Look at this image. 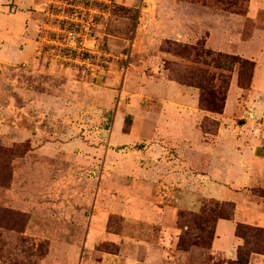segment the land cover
<instances>
[{"label":"rangeland","instance_id":"rangeland-1","mask_svg":"<svg viewBox=\"0 0 264 264\" xmlns=\"http://www.w3.org/2000/svg\"><path fill=\"white\" fill-rule=\"evenodd\" d=\"M69 28L91 53L62 47ZM224 57L254 63L248 90ZM257 106L264 0H0V264H264V234L232 225L264 231L235 218L264 187L226 182L264 152Z\"/></svg>","mask_w":264,"mask_h":264},{"label":"trees","instance_id":"trees-1","mask_svg":"<svg viewBox=\"0 0 264 264\" xmlns=\"http://www.w3.org/2000/svg\"><path fill=\"white\" fill-rule=\"evenodd\" d=\"M223 57H221L220 55H217L215 58H212L211 61L213 62L214 65H216V68H220L219 66V62ZM224 59L226 60V62H228L229 64L233 63V64H238L239 66V74H238V86L241 90H248L251 86V81L253 78V70H254V63L247 61V60H242L236 57H224ZM210 99V101L212 103H209L211 105H213L212 107H205L203 106V104H208V100ZM217 99V95H209L208 93L205 94L204 97L201 96L199 102L201 105V109L204 112H208L210 114H222L223 109H224V102L225 99L222 100L223 103L221 104V101L218 100V102L216 101ZM221 104V105H220ZM205 217L203 218V221H206L209 224H213V233L216 230V226L218 221H231L234 218L235 215V206L233 203L231 202H224L221 204L218 203H214L212 204L211 208L207 209V212L205 211ZM263 233L264 231H260V230H252L251 228H249V226L244 225V224H237L236 228H235V237L237 239H241L244 242H246V240H248L252 234L254 233L255 235H257L258 233ZM258 234V235H259ZM264 236V235H263ZM209 239V238H208ZM213 243V238L211 239V242L209 243V247H211ZM184 243L182 241V238L179 239V242L177 243V247L182 248ZM247 253L246 252H242L240 251L238 253V259H237V263L238 264H247Z\"/></svg>","mask_w":264,"mask_h":264},{"label":"crops","instance_id":"crops-1","mask_svg":"<svg viewBox=\"0 0 264 264\" xmlns=\"http://www.w3.org/2000/svg\"><path fill=\"white\" fill-rule=\"evenodd\" d=\"M23 58V56H25V58H29V56L31 55L29 50L27 48L25 49H22L20 52H19ZM254 77H255V74H254ZM254 77H253V81H254ZM255 116H260L261 118V125L264 126V113L262 112L261 110V107L260 106H257V111L255 112ZM225 114L221 115L222 116V119L223 120H227V118H225L226 116H224ZM264 153V152H263ZM261 153L259 155H249L248 159H249V165H250V168H251V171L250 173L248 174L249 176L245 177V179L243 178H240V180H234L232 179L231 177L227 178L228 181H226L227 183H229L230 185H232V187H234L235 183L238 184V185H241L243 184V182H247L250 183L252 181V177H256L255 178V181H259L261 182V186L264 187V154ZM263 154V155H262ZM257 170V171H254V170ZM254 172V174L252 173ZM258 173H259V176H258ZM213 179V177H212ZM208 184L205 186L208 187ZM208 191H206L207 195L209 194L208 192H214L215 193V197H217V199H220V200H226V201H236V196L235 194H233L232 192H230L227 188H211L210 186L208 187ZM212 189V190H211ZM223 197V198H222ZM226 197V198H225ZM241 205V206H240ZM238 204V206L240 207L237 211V214H236V220H240L244 223H247V224H251V223H258V225L260 227H263L264 228V213L262 212H259L257 209H251L249 207H247L246 205H244L243 203L241 204ZM220 221L217 223V226H216V230H215V234H216V238L214 239L217 240V228H218V225H219ZM232 225H234V229H235V222L232 221ZM237 243V239L235 240L234 244ZM230 253V251L228 252Z\"/></svg>","mask_w":264,"mask_h":264},{"label":"built area","instance_id":"built-area-1","mask_svg":"<svg viewBox=\"0 0 264 264\" xmlns=\"http://www.w3.org/2000/svg\"><path fill=\"white\" fill-rule=\"evenodd\" d=\"M61 34H64V40L61 44L64 49L69 51H80L85 50L88 53H91L93 46H89L84 38V34H81L80 31L78 32L75 29H59Z\"/></svg>","mask_w":264,"mask_h":264}]
</instances>
